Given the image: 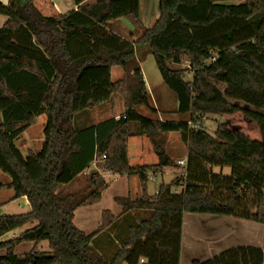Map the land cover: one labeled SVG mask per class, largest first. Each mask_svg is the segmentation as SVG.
<instances>
[{"label": "trees", "instance_id": "obj_1", "mask_svg": "<svg viewBox=\"0 0 264 264\" xmlns=\"http://www.w3.org/2000/svg\"><path fill=\"white\" fill-rule=\"evenodd\" d=\"M74 1L78 10L56 17L44 16L33 0L0 1V15L8 18L0 28V171L10 177L0 189H12L14 199L25 198L30 206L27 213L4 215L0 205V238L32 225L12 240L0 264H180L185 214L264 226V114L236 104L264 110V0H161L152 28L141 23L139 0ZM121 19L142 31L136 42L112 32L111 24ZM172 21L189 29L191 42L167 45ZM138 46L154 57L177 96V114H189L188 122L153 121L136 112L149 106ZM183 61L188 68H170ZM113 67L124 72L116 82ZM114 94L124 99L125 113L104 123L105 134L75 126L76 116ZM236 113L257 124L261 141L223 123L213 134L189 126ZM41 115L42 147L23 155L16 142ZM172 132L187 148L184 178L161 185L153 197L116 198L125 216L148 215L120 230L124 236L111 258L98 253L97 235L117 220L104 211L101 229L88 235L74 224L75 212L101 201L108 187L102 172L137 175L144 188L150 170L175 167L166 151L165 134ZM141 136L153 146L156 167L129 164L128 139ZM94 161H101L100 170L85 174ZM181 185L180 193L173 192ZM42 241L49 243L48 252H14L21 243ZM202 264H264V253L235 247Z\"/></svg>", "mask_w": 264, "mask_h": 264}, {"label": "crops", "instance_id": "obj_2", "mask_svg": "<svg viewBox=\"0 0 264 264\" xmlns=\"http://www.w3.org/2000/svg\"><path fill=\"white\" fill-rule=\"evenodd\" d=\"M3 4L7 5L8 0H0ZM99 0H87L86 3L92 4L95 3ZM35 6L41 11V13L46 16V17H56V16H62L66 15L69 12L73 10H78V6L76 5L74 0H33ZM160 6H161V0H139V13H140V19L143 27L145 28H152L157 20L160 17ZM8 21L7 17L1 16L0 15V28ZM112 32L122 38H128L130 42H136L140 36L142 35V31L135 29L126 19H121L114 21L111 24ZM171 27L174 28L173 33L171 36H168L166 38L167 40V45L172 42V43H177L181 39H184L186 41L191 42L192 38L189 32V29L186 26H182L179 23L172 21L171 22ZM164 40V41H166ZM167 45L165 42H162L161 45V51L164 52L167 50ZM139 57H140V66H141V72L145 81L146 89H147V94L149 98V106H143L140 105L136 107V112L146 118L150 119L153 121H185L188 122L190 120V115H178L177 110H178V99L176 96L172 98L170 94L167 92V90L163 87L162 83L165 85L164 82L160 83L158 82V78H156L155 71H154V66L150 63H148V53L147 50L144 47H139ZM188 67V62L185 61L184 63ZM179 66L181 65H170V68L173 70L180 69ZM147 67V69H146ZM120 67H113L111 69V81L116 82L121 80L124 77V72L123 70H119ZM150 70H151V77L150 76ZM115 76V78H113ZM188 77V76H187ZM190 80V78H187L186 80ZM157 80V86H159V90L154 87V82L152 81ZM161 81V80H160ZM166 86V85H165ZM167 87V86H166ZM168 88V87H167ZM169 89V88H168ZM170 90V89H169ZM171 91V90H170ZM172 92V91H171ZM118 94L112 95L111 99L105 103H102L101 105L88 110L86 112L80 113L78 116L75 117L74 121L78 120V124L82 123L84 126L83 128H93L95 134L101 135L105 134L108 128L104 126V123L110 121V120H118L122 115L125 113V104H124V99L122 96V100H118L115 98ZM176 101V102H175ZM170 106V107H169ZM155 110V111H153ZM43 116V115H41ZM39 116V117H41ZM46 117V116H45ZM38 118V117H37ZM30 128V127H29ZM28 128V129H29ZM28 129L22 134V136L19 138V140L16 142V146L19 148V150L22 152L26 151V154L28 151H33V152H38L41 147L44 139H40L41 141L39 144L36 146L37 148H33V143L29 144L28 141H25L26 133ZM215 131V130H214ZM214 133V132H213ZM210 133V134H213ZM168 134V133H167ZM165 134L166 137V151L167 155L171 160L175 162V167H164L162 169L157 168L156 166L159 163V159L156 156L153 146L146 136H141V137H131L128 139L127 142V153H128V160L129 164L132 168H140L143 166H154L156 168L150 170L147 173V181H149L151 178L153 180H156L158 176L162 177V180L165 182V178L168 180H171L174 175L176 176L177 170L185 169L186 168V162H187V153H184V149L182 146L177 147H172L170 149L169 147V141H168V136ZM179 135V133H178ZM180 137V135H179ZM181 139V137H180ZM23 141V142H20ZM29 141L31 142L32 140L29 138ZM21 145L25 146V148H22ZM33 146V147H32ZM39 146V147H38ZM185 147V146H183ZM24 154V155H26ZM180 157H177V156ZM100 164L101 161H94L89 168L86 169L85 174H89L90 172L94 170H100ZM175 172V173H173ZM104 180L108 184V187L106 190L103 192L101 201L99 203H96L94 205L86 206L83 207L89 212V214H86L85 212V218L87 222V227H85V233L88 235H92L96 233L98 230L101 229L103 225V212L108 211L111 213V215L117 220V222L114 224V226L111 229H106L105 231L101 232L100 235L98 234L97 236V252L100 254H104L106 257L111 258L118 250L115 251V253L112 256H107L105 253L109 251L113 246H115L118 242L115 240L114 242L112 241V234L115 233L116 231L120 229H127V222L135 221L134 217L139 218L140 213L135 212V211H130V214L132 213L134 217L126 215L123 210V208L118 205L115 201L116 198H130L131 200H135L136 198H139L143 195V193H146L148 196H155L158 192V189H156L155 193L153 195H149L147 186L145 184V187L143 188L142 183L140 181V178L137 175H115L110 172H102L101 173ZM184 176V174H183ZM175 178V179H176ZM174 180V179H173ZM172 180V181H173ZM172 181H169L170 183ZM183 190L182 185L178 188H174L173 192L175 193H180ZM27 201V200H26ZM80 210V209H78ZM78 210L75 212V218H76V213ZM148 214L144 212V215L142 217L147 216ZM74 218V220H75ZM127 222H125V220ZM124 220V222H123ZM75 224V223H74ZM259 225V224H258ZM32 225H28L24 228L28 229ZM185 226V215H184V223H183V228ZM126 227V228H125ZM23 229V228H22ZM22 229H17L15 231H12L8 234L5 235V237L13 236V238L17 237L21 232L24 230ZM89 230V231H88ZM88 232V233H87ZM222 233V232H221ZM184 234V230L183 233ZM231 233H226L225 238L221 237V235L218 237L221 240L216 241V237L213 235V239L211 242V246L219 244L218 246L220 248V252L218 251L214 255L209 256H204L202 259H200V262L196 264H202L203 262L212 259L215 256L220 255L221 253L225 252V249L228 248H235V247H241V246H234L230 245L231 240ZM8 236V237H9ZM115 245H113V244ZM259 246H262V242L256 243ZM231 246V247H230ZM184 247V245H183ZM183 247L181 249V255L183 251ZM33 248H36L40 252H48L49 249V243L47 241H42L38 244L35 242H25L17 245L14 248L15 254H20V252L24 251L23 254L28 253L30 250ZM120 248V247H119ZM118 248V249H119ZM259 248V247H258ZM21 251L19 252V250ZM227 251V250H226ZM264 253V252H263ZM6 254V253H5ZM3 254V255H5ZM1 255V256H3ZM181 259V256H180ZM146 262V260H141V263Z\"/></svg>", "mask_w": 264, "mask_h": 264}, {"label": "rangeland", "instance_id": "obj_3", "mask_svg": "<svg viewBox=\"0 0 264 264\" xmlns=\"http://www.w3.org/2000/svg\"><path fill=\"white\" fill-rule=\"evenodd\" d=\"M148 63L152 64L154 66V71L156 78H158V82L162 83V77L158 71V68L156 66V62L154 57L151 54H148ZM185 61H183V64L179 66V68H188L187 65L184 64ZM147 69V67H146ZM119 70H121L119 68ZM187 78L191 79L192 73L188 71ZM151 77V70H150V76ZM115 78V76H113ZM161 80V81H160ZM189 80V79H188ZM152 81V80H151ZM154 82V87H156L157 90H159V86H157V80L152 81ZM163 87L167 90V92L172 96V98L176 96L173 92H171L163 83ZM118 100H122L120 95H115ZM176 102V101H175ZM236 103V102H235ZM239 107L243 109L253 110L260 114H264L263 109L255 108L252 106H249L244 103L237 102L236 103ZM170 107V106H169ZM203 125V128L209 132L213 133L214 130L217 127L218 123L226 124L231 129L237 130L239 132H242L246 135H248L251 139L261 141V134L259 131V128L257 124L248 119L243 113H236L233 115H225L223 117H215V116H207L205 117L204 121L201 122ZM46 124V117L45 115L36 118L35 123L28 129L26 133L25 141H28V143H33V148H37L36 146L41 141L40 139H44V128ZM75 126L78 129H83L82 123L78 124V120L75 123ZM167 138L169 141V147L170 149L172 147L182 146L184 149V153H187L186 145L183 143V141L180 139L178 133L172 132L167 134ZM29 138L32 140L29 141ZM23 142V141H20ZM185 146V147H183ZM22 148H25V146L21 145ZM39 147V146H38ZM26 154V151L23 152V155ZM177 157H180L179 155ZM215 172H219L218 168H214ZM185 172V169L177 170V172H173L176 174L177 178L181 177L184 178L183 174ZM229 169L224 170V174H229ZM83 176V175H82ZM81 176L80 182H83L85 179ZM156 180H153L152 178L147 181L145 184L147 186V190L149 195H153L156 191V189H159L161 185H167L175 179V175L170 178L171 180H168L165 178V182L162 180L161 176L156 177ZM10 182V177L0 171V184H7ZM80 182L72 186L71 188H77L80 185ZM180 187V186H179ZM183 187V186H182ZM178 188V187H176ZM0 205L2 214L4 215H18V214H24L30 211V206L25 198H19L14 199V191L12 189H9L7 187H4L0 189ZM89 209L80 208L78 212L76 213V218L74 220L75 225L81 229L84 230L85 227H87V220L85 218V212L86 214H89L87 211ZM140 213L139 217H142L144 215V211H138ZM134 223V222H133ZM132 224L131 221L127 222V225ZM125 227V228H126ZM26 228H23L22 230H25ZM123 230V229H120ZM120 230L116 231L112 234V241L114 242L117 240V244H113V246L109 251H107L105 254L107 256H112L116 250L120 247V240L123 238L124 233H121ZM126 230V229H125ZM184 234H182V255L180 259V264H196L200 262V259L204 256H211L220 252V246L217 244L218 241L221 239L218 238L220 235L221 237L225 238V234H230V245L234 246H241V247H259L264 252V226L258 225L255 223H251L244 220L239 219H232V218H226L222 216H212V215H200V214H185V226L183 228ZM85 231V230H84ZM89 231V230H88ZM222 232V233H221ZM88 233V232H87ZM214 237H216V243L215 245H210ZM9 236V235H8ZM1 237L0 238V256L5 254L14 239L13 236L9 237ZM262 242V246L257 245L256 243ZM231 247V246H230ZM228 250V248L225 249V251ZM21 249L19 250V252ZM24 251L20 252L18 255H23Z\"/></svg>", "mask_w": 264, "mask_h": 264}, {"label": "built area", "instance_id": "obj_4", "mask_svg": "<svg viewBox=\"0 0 264 264\" xmlns=\"http://www.w3.org/2000/svg\"><path fill=\"white\" fill-rule=\"evenodd\" d=\"M202 125L203 124L201 122H190L189 123V126H190L191 129H197V128H200V127L203 128Z\"/></svg>", "mask_w": 264, "mask_h": 264}]
</instances>
